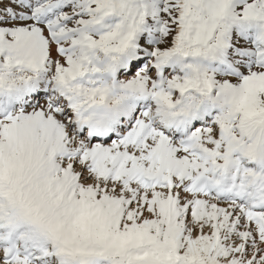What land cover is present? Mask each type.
<instances>
[{
	"label": "snow or ice",
	"instance_id": "obj_1",
	"mask_svg": "<svg viewBox=\"0 0 264 264\" xmlns=\"http://www.w3.org/2000/svg\"><path fill=\"white\" fill-rule=\"evenodd\" d=\"M0 264H264V0H0Z\"/></svg>",
	"mask_w": 264,
	"mask_h": 264
}]
</instances>
